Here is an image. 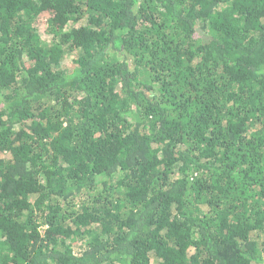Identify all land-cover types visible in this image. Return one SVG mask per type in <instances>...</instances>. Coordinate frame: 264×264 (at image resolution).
Segmentation results:
<instances>
[{"label": "trees", "instance_id": "obj_1", "mask_svg": "<svg viewBox=\"0 0 264 264\" xmlns=\"http://www.w3.org/2000/svg\"><path fill=\"white\" fill-rule=\"evenodd\" d=\"M0 264H264V0H0Z\"/></svg>", "mask_w": 264, "mask_h": 264}]
</instances>
